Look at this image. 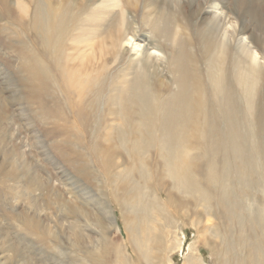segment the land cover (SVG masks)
<instances>
[{
	"label": "rangeland",
	"instance_id": "rangeland-1",
	"mask_svg": "<svg viewBox=\"0 0 264 264\" xmlns=\"http://www.w3.org/2000/svg\"><path fill=\"white\" fill-rule=\"evenodd\" d=\"M137 74L153 120L121 97ZM224 77L235 127L214 86ZM7 158L31 173L16 180ZM263 207L264 0H0V241L27 251L20 264H264Z\"/></svg>",
	"mask_w": 264,
	"mask_h": 264
},
{
	"label": "bare ground",
	"instance_id": "bare-ground-1",
	"mask_svg": "<svg viewBox=\"0 0 264 264\" xmlns=\"http://www.w3.org/2000/svg\"><path fill=\"white\" fill-rule=\"evenodd\" d=\"M214 25V24H213ZM211 27V26H210ZM213 27V26H212ZM210 29V28H209ZM213 29H211L210 31H212ZM217 30V29H216ZM210 31H208L209 33H210ZM224 31V30H223ZM207 32V33H208ZM213 33L215 34V32L213 31ZM217 33V32H216ZM225 33H226V31H225ZM212 34V33H211ZM214 34L212 35L213 36V38H214ZM210 35V34H209ZM227 36V35H226ZM228 41V40H227ZM211 42V41H210ZM212 43V42H211ZM210 44V43H209ZM213 44V43H212ZM212 44H211V46H212ZM136 47L138 48V47H140V45L138 44V43H136ZM226 47V46H225ZM148 48V47H147ZM212 48V47H211ZM155 49V48H154ZM226 49V48H225ZM139 50V49H138ZM137 50V51H138ZM146 50V49H145ZM150 50V49H149ZM212 50V49H211ZM147 51H148V49H147ZM208 51H209V49H208ZM211 52V51H210ZM212 52H214L213 50H212ZM245 52V51H244ZM142 53H143V50H142ZM145 53H147V52H144V57H145ZM148 53H150V52H148ZM246 53V52H245ZM255 53H253V55H254ZM139 56H140V54H138ZM147 55V54H146ZM152 55V54H151ZM218 55V54H217ZM216 55V56H217ZM236 55V54H235ZM237 55H239V54H237ZM252 55V56H253ZM258 55V54H257ZM214 56H215V53H214ZM215 56V57H216ZM136 57V56H135ZM158 57V56H157ZM215 57H213V59H210L209 60V66H210V71H214L215 72V70H213L214 69V59H216ZM141 58V57H140ZM147 58V57H146ZM193 58H195V57H193ZM212 58V57H211ZM217 58H219V57H217ZM251 58H253V57H251ZM259 58V57H258ZM132 59V60H131ZM130 60L131 61H136V60H134L133 58H131ZM144 59V58H143ZM239 59V58H238ZM142 60V59H141ZM146 61H148L149 62V60H147V59H145ZM218 60V59H217ZM254 60V59H253ZM216 61V60H215ZM223 61V60H222ZM254 61H256V60H254ZM137 62H139V58H138V61ZM147 62V63H148ZM130 63V62H129ZM146 63V62H145ZM144 63V64H145ZM151 63V62H150ZM223 63V62H222ZM236 63V62H235ZM237 63H238V60H237ZM241 63V62H240ZM239 63V64H240ZM105 64V63H104ZM103 64V65H104ZM132 63H130L129 64V66L131 65ZM137 64V63H136ZM142 64V63H141ZM153 64V63H152ZM216 64V63H215ZM222 65V64H221ZM224 65V64H223ZM229 65V64H228ZM237 65V64H236ZM139 66V65H138ZM141 66V65H140ZM153 66V65H152ZM238 66V65H237ZM240 66V65H239ZM106 67V66H105ZM131 68H132V66H130ZM141 67H143V66H141ZM145 67V66H144ZM144 67L142 68V69H144ZM229 67V66H228ZM135 67H133V69H134ZM222 68V67H221ZM239 68V67H238ZM254 68V67H253ZM100 69V68H99ZM125 70V69H124ZM146 69H144V70H142L143 72L145 71ZM155 70H156V66H155ZM226 70H228V69H226ZM229 70H230V68H229ZM241 70H242V68H241ZM252 70V69H251ZM250 70V71H251ZM92 71V70H91ZM98 71V70H97ZM120 71H122V70H120ZM127 71V70H126ZM129 71V70H128ZM141 71V72H142ZM218 72H219V70H217ZM234 71H235V69H234ZM243 71V70H242ZM242 71H239V73H238V75H240L241 73H242ZM249 71V70H248ZM248 71L246 72V73H248ZM93 72V71H92ZM119 72V71H118ZM130 73L132 72V71H129ZM158 71L156 70V72H155V74L157 73ZM192 72L193 73H195L193 70H192ZM190 73V74H193V73ZM232 72V71H231ZM236 72V71H235ZM121 73V72H120ZM147 72H145L144 74H146ZM212 73V75L214 74V75H216V73L217 72H215V73H213V72H211ZM226 73H228V72H225L224 74H225V76H226ZM119 74V73H118ZM117 74V75H118ZM125 74H126V72H125ZM148 74V73H147ZM158 74V73H157ZM198 74V73H197ZM200 74V73H199ZM235 73L233 72V76H236V75H234ZM120 75V74H119ZM122 75V74H121ZM138 76H136L137 77V79H135L134 81L135 82H137V83H131L130 84V86H128V87H131V89L130 90H125L124 92H123V94L121 95V97L123 98V99H126V100H132V96H137V99L138 100H140L141 101V103H143L142 105H143V108L144 109H146L145 108V106H144V104L145 105H147V110H146V113H148L149 115H151L152 116V120H153V110L155 109H153V107L151 106V105H149V102H148V94H147V92H146V89H144V88H142V86H141V84L140 83H142L141 82V80H142V74L139 76V74H137ZM160 74H158V76H159ZM193 75H195V74H193ZM201 75V74H200ZM214 75H213V80L214 81H216V82H219V80L217 79V78H215L214 79ZM230 75H232V74H230L229 73V76ZM249 75H250V73H249ZM128 76V75H127ZM208 76V75H207ZM119 77V76H118ZM132 77V76H131ZM139 77V78H138ZM171 77V76H170ZM192 77V76H191ZM196 77V76H195ZM121 78H122V76H121ZM119 79V82H120V80H122V79ZM147 78H149V77H147ZM190 78V77H189ZM197 78L198 77H196V78H194L195 80V82H196V80H197ZM212 78V77H211ZM153 79V78H152ZM154 79H155V77H154ZM208 79V78H207ZM236 79V78H235ZM124 80V79H123ZM123 80H122V83H123ZM138 80V81H137ZM146 80H148V79H145V81ZM162 80H163V78H162ZM167 80V79H166ZM165 80V81H166ZM168 80H172L171 78L170 79H168ZM190 80V79H189ZM212 80V79H211ZM229 80H231V78L229 79ZM163 82V81H162ZM213 82V81H212ZM153 83H155V82H153ZM165 83H168V82H165ZM165 83H164V85H165ZM194 83V82H193ZM238 83V82H237ZM236 83V84H237ZM119 84V83H118ZM124 84V83H123ZM133 84V85H132ZM136 84V85H135ZM195 84V83H194ZM199 85L200 83H198V81L196 82V85ZM214 84V83H213ZM239 84V83H238ZM237 84V85H238ZM143 85V84H142ZM168 84H166L164 87H166ZM171 85V84H170ZM197 85V86H198ZM115 86V85H114ZM141 86V87H140ZM194 86V85H193ZM214 86H215V88H216V90H217V92H218V94H219V97L221 96V98H219L220 100L219 101H221V102H223L224 101V99H225V101H226V108H227V111L224 113L225 115H228V117L230 118L229 120L231 121V124L235 127L236 126V120H235V117H234V112H235V114H236V112L238 111H236V109H234L235 107H236V105H237V103H238V101H237V99H236V97L237 96H235V94L237 93L236 92V89H235V86H234V83H232V81H230V83H228L227 82V84H226V79H225V77H224V79L222 78L221 79V82L220 83H218V86H216L215 84H214ZM111 87H113V86H111ZM121 87V86H120ZM86 88V87H85ZM116 88V87H115ZM161 88H163V84H162V87ZM160 88V89H161ZM176 88V87H175ZM168 89V88H167ZM166 89V90H167ZM193 90H194V88H192ZM206 89V88H205ZM84 90V89H83ZM90 90V89H89ZM135 90H137L136 91V94L135 93H133V92H135ZM154 90V89H153ZM215 90V91H216ZM196 91H197V89H196ZM89 92V91H88ZM193 92H195V91H193ZM203 92V91H202ZM221 92H222V94H221ZM83 93V92H82ZM81 93V94H82ZM164 93H165V91H164ZM214 93V92H213ZM223 93L226 95V96H224L223 95ZM205 94H206V92H205ZM238 94V93H237ZM83 95V94H82ZM187 95V94H186ZM192 95H194L193 93H192ZM195 95L197 96V94L195 93ZM200 95V94H199ZM89 96V95H88ZM87 96V97H88ZM138 96H139V98H138ZM187 96H189V94L187 95ZM216 97V96H215ZM99 98V97H98ZM195 98V97H194ZM136 99V100H137ZM160 99V98H159ZM193 99V98H192ZM196 99V101L195 100H193L195 103H194V105L195 106H197V116L199 117V115H201V114H204L205 115V112H207V111H209V104H208V102L204 99V96H199L198 98L196 97L195 98ZM218 99V98H217ZM104 100V99H103ZM164 100V99H163ZM215 100H216V98H215ZM214 100V101H215ZM243 100H244V98H243ZM246 100V99H245ZM94 101V100H93ZM192 100H191V97H189L188 98V100L186 101V103L187 104H189V103H191V102H193ZM158 102H159V100H158ZM245 102V101H244ZM115 103V102H114ZM119 103H120V101H119ZM118 103V104H119ZM217 103V102H216ZM242 103V102H241ZM246 103L247 104H249V105H247L248 106V108H250V102L247 100L246 101ZM121 104V103H120ZM119 104V105H120ZM133 104V103H132ZM152 104H153V102H152ZM227 105H228V107H227ZM157 106H160L159 105V103L157 104ZM219 106H221V104H219ZM244 106V105H243ZM178 107V106H177ZM192 107L194 108V106L192 105ZM120 108V107H119ZM122 108V107H121ZM158 108V107H157ZM239 108V107H238ZM131 109V108H130ZM190 109V108H189ZM221 109V108H220ZM191 110V109H190ZM218 110H219V108H218ZM226 110V109H225ZM235 110V111H234ZM241 110V109H240ZM250 111V110H249ZM176 112V111H175ZM241 112V111H240ZM239 112V113H240ZM144 113V112H143ZM222 113V112H221ZM220 113V114H221ZM123 114V113H122ZM192 114V113H191ZM195 113L193 112V115H194ZM143 115V114H142ZM158 115V114H157ZM123 116V115H122ZM144 116V115H143ZM247 116H248V114H247ZM107 117V116H106ZM112 117V116H111ZM118 117V116H117ZM157 117H159V115L157 116ZM177 117V116H176ZM176 117H175V119H176ZM197 117V118H198ZM205 117V116H204ZM250 117V116H249ZM178 118V117H177ZM219 118V117H218ZM245 118V117H244ZM243 118V119H244ZM106 119V118H105ZM112 119V118H111ZM132 119V118H131ZM150 119V118H149ZM156 119H158V118H156ZM156 119L154 120L155 122H152V124L153 123H156ZM199 119V118H198ZM198 119H196V120H198ZM201 119V118H200ZM241 120H242V117L240 118ZM246 119V118H245ZM250 119V118H249ZM249 119H248V121H249ZM114 120V119H113ZM239 120V119H238ZM237 120V121H238ZM116 120H114V122H115ZM126 121V120H125ZM218 121V120H217ZM128 122H130L129 124L131 125V121H128ZM136 122V121H135ZM147 122H149V120L147 121ZM190 122H191V118H190ZM220 122V121H219ZM239 123H240V121H238ZM101 123V122H100ZM116 123V122H115ZM115 123H112V124H115ZM125 123V122H124ZM124 123H119L118 125H117V127H116V129L119 131V133H117L116 135L120 138H122V141H123V146H121V148H124V151H125V135L126 136H128L126 133H125V126L127 127V124L125 125ZM184 123V122H183ZM192 123H193V121H192ZM197 123H199V122H197ZM196 123V124H197ZM227 123H228V121H227ZM230 123V122H229ZM190 124V123H189ZM102 125V124H101ZM101 125H100V127H101ZM107 125V124H106ZM156 125H158V124H156ZM156 125H154L153 124V126L152 125H147V124H145V122H141V123H139V125L137 126V128H135V127H133V131H138L139 130V133H140V131H142V133H143V130H145V131H147V132H152L153 130H154V126H156ZM193 125V124H192ZM192 125L190 124L189 126H191V130L193 131V128H192ZM228 125V124H227ZM110 126H111V124H110ZM152 126V127H151ZM194 126V125H193ZM198 126V125H197ZM202 126V125H201ZM223 126V125H222ZM229 126V125H228ZM105 127V126H104ZM132 127V126H131ZM199 127V126H198ZM114 128V127H113ZM129 128V127H128ZM183 128V127H182ZM184 128H185V126H184ZM183 128V129H184ZM226 128V127H225ZM241 128V127H240ZM155 129H157V126L155 127ZM222 129H224V128H222ZM104 130V129H103ZM112 130V129H111ZM129 130V129H128ZM131 130V129H130ZM190 130V129H189ZM189 130H188V132H189ZM198 130V129H197ZM211 130V129H210ZM156 131V130H155ZM184 131V130H183ZM191 131V132H192ZM203 131H204V129H203ZM206 131H207V129H206ZM224 131V130H223ZM249 131V130H248ZM107 132H109V131H107ZM113 132H114V134H115V131L113 130ZM146 132V133H147ZM130 134H131V132H129ZM142 133H141V136H142ZM202 133V132H201ZM249 133V132H248ZM250 133H251V131H250ZM249 133V134H250ZM122 136H121V135ZM158 134V133H157ZM235 134H237V133H235ZM133 135H135V133L133 134ZM184 135V134H183ZM191 135H192V133H191ZM251 135V134H250ZM249 135V136H250ZM136 136H137V134H136ZM140 136V137H141ZM149 136V135H148ZM187 136L189 137L190 136V134L188 135L187 134ZM258 136V135H257ZM114 137V136H113ZM112 137V138H113ZM117 137V138H118ZM130 136H128V138H129ZM154 137V136H153ZM152 137V138H153ZM182 137H184V136H182ZM237 137V136H236ZM251 137V136H250ZM255 137V136H254ZM138 138V137H137ZM144 137L142 136V139L141 140H143V141H149L150 139H143ZM145 138H147V137H145ZM191 138V136L188 138V140ZM238 138V137H237ZM131 138H129V140H130ZM140 139V138H139ZM113 140H114V138H113ZM191 140V139H190ZM190 140L187 142V146L190 144L191 145V143L193 142H190ZM227 140V139H226ZM236 140V139H235ZM109 141V140H108ZM111 141V140H110ZM153 141V140H152ZM179 141H181V140H179ZM155 142H156V140H155ZM253 142H255V141H253ZM108 144H110L109 142H107ZM115 143V142H114ZM122 143V142H121ZM129 143H131V141H129ZM183 143V142H182ZM230 143H232L231 141H230ZM243 143V142H242ZM244 143H247L246 142V140L244 141ZM145 144V143H144ZM156 144V143H155ZM180 144H181V142H180ZM249 144H251V142L249 143ZM254 144H256V143H254ZM115 145H117V144H115ZM114 145V146H115ZM157 145V144H156ZM179 145V144H178ZM237 145V144H236ZM238 145H240V144H238ZM111 146V145H110ZM162 146L164 147V149L165 150H167L168 152V154H169V156L167 157V158H170V159H166L167 160V166H168V169H169V172H171V174H172V176L176 179V175H174L173 173H172V168H173V166H172V164H171V161H173L172 160V158H173V149H171L170 148V145L168 146V144L165 142V144L164 143H162ZM196 145H194V147H195ZM231 146V145H230ZM118 147V146H117ZM120 147V146H119ZM118 147V148H119ZM138 147V146H137ZM185 147H186V145H185ZM116 148V147H115ZM118 148H116V150L118 149ZM120 148V149H121ZM128 148H129V146H128ZM190 148V147H189ZM244 148V147H243ZM156 149H157V147H156ZM197 149V148H196ZM154 150V149H153ZM178 150V149H177ZM193 150V149H192ZM130 151H132V150H130ZM190 151V150H189ZM234 151V150H233ZM150 152V148H149V151L147 152V154ZM154 152V151H153ZM152 152V153H153ZM192 151H190V153H191ZM126 153V152H125ZM176 153H177V151H176ZM185 153H187V149H186V152ZM237 153V152H236ZM133 154H135L134 152L132 153V155ZM192 154H194V153H192ZM191 154V155H192ZM196 154H198L197 153V151H196ZM127 155V154H126ZM130 156H129V158L131 157V154H129ZM152 155H154V153L152 154ZM236 155V154H235ZM245 155V154H244ZM134 156V155H133ZM179 156V155H178ZM186 156V155H185ZM201 156V155H200ZM246 156V155H245ZM120 157V156H119ZM145 157H147V156H145ZM150 158H149V161H151V156H149ZM153 157V156H152ZM165 157H166V155H165ZM181 157V158H180ZM179 158L180 159H182V156H180ZM183 157H184V155H183ZM189 157H190V154H189ZM240 157V156H239ZM134 159H135V157H133ZM156 158V157H155ZM184 158H187V157H184ZM192 159H193V157H191ZM190 158V160H192ZM236 158H237V156H236ZM122 159V158H121ZM120 159V160H121ZM131 159V158H130ZM134 159H133V161H134ZM145 159V158H144ZM147 159V158H146ZM145 159V160H146ZM119 160V161H120ZM186 159H184V160H180L181 162L182 161H185ZM189 160V161H190ZM240 160H242V159H240ZM252 160V159H251ZM12 160H11V158H7L6 159V162H7V164L8 163H10ZM27 161V160H26ZM148 161V162H149ZM179 161V160H178ZM188 160H187V165H189L188 164V162H189ZM258 161V160H257ZM117 162H118V160H117ZM124 162V161H123ZM122 162V163H123ZM147 162V161H146ZM152 162V161H151ZM154 162V161H153ZM157 162H159V161H157ZM242 162V161H241ZM254 162V161H253ZM136 163V162H135ZM135 163H134V165H135ZM139 163H141V162H139ZM180 163V162H179ZM178 163V164H179ZM184 164H185V162H183ZM182 163V164H183ZM116 164V163H115ZM118 164V163H117ZM150 163H148V165H149ZM154 164V163H153ZM157 164V163H156ZM192 164V163H191ZM11 165H13L15 168H17V169H22V173H20L18 176L16 175V177H18V178H16V180H22V178L25 176V175H29L31 172H30V169H29V167H27V166H25V165H20V164H18V163H16V162H14V161H12L11 162ZM120 165V164H119ZM118 165V166H119ZM139 165V164H138ZM152 165V164H151ZM186 165V164H185ZM237 165H239V164H237ZM236 165V166H237ZM7 166V165H6ZM143 166V165H142ZM150 166V165H149ZM154 166V165H153ZM180 166V165H179ZM183 166V168H184V165H182ZM193 166V165H192ZM116 167H117V165H116ZM157 167H158V165H157ZM190 167V166H189ZM188 167V168H189ZM140 168V167H139ZM148 168V167H147ZM151 168H153V167H151ZM150 168V169H151ZM239 168V167H238ZM138 169V168H137ZM179 169V168H178ZM186 169V168H185ZM153 170V169H152ZM180 170V169H179ZM178 170V171H179ZM187 170V169H186ZM246 170H248V169H246ZM125 171V170H124ZM154 171V170H153ZM178 171H177V173H178ZM126 172H128V171H126ZM133 172H134V170H133ZM142 173H143V171H141ZM146 172H148V171H146ZM122 173V172H121ZM185 173V172H184ZM188 173V171L186 172V174ZM16 174V173H15ZM123 174V173H122ZM130 174V173H129ZM128 174V175H129ZM139 174V173H138ZM149 174V176H150V173H148ZM153 174V173H152ZM185 174V175H186ZM188 175V174H187ZM190 175V174H189ZM188 175V176H189ZM194 175V174H193ZM127 176V175H126ZM125 176V177H126ZM143 176V175H142ZM148 175H147V177H149ZM238 176V175H237ZM249 176H250V174H249ZM144 177V176H143ZM160 177V176H159ZM183 176H181V178H182ZM240 177H241V175H240ZM117 178V177H116ZM134 178H135V176H134ZM244 178V177H243ZM147 179H149V178H147ZM151 179V178H150ZM159 179V178H158ZM158 179H157V181H158ZM164 179V178H163ZM262 179V178H261ZM135 181V180H134ZM140 181V180H139ZM151 181V180H150ZM149 180H148V182H150ZM153 181V180H152ZM263 181V180H262ZM23 182H24V180H23ZM34 182H36V181H34ZM136 182V181H135ZM147 182V183H148ZM162 182V181H161ZM188 182V181H187ZM41 183V182H40ZM137 183V182H136ZM143 183V182H142ZM141 183V184H142ZM150 183H153V182H150ZM132 184V183H131ZM140 184V185H141ZM144 184V183H143ZM181 184V183H180ZM185 184V183H184ZM190 184V182L188 183V185ZM133 185V184H132ZM153 185V184H152ZM156 185V184H155ZM174 185H176V184H174ZM128 186V185H127ZM158 186V185H157ZM159 186H161V185H159ZM158 186V187H159ZM179 186V185H178ZM201 186V185H200ZM140 187V186H139ZM139 187L138 188H136L135 190H141L142 188H140L139 189ZM144 187H145V189H146V186L144 185ZM153 187V186H152ZM177 187V186H176ZM185 187V186H184ZM154 188V187H153ZM169 188V187H168ZM182 188V187H181ZM188 188V187H187ZM248 188V187H247ZM260 188H261V186H260ZM190 189H191V187H190ZM119 190V189H118ZM144 190V189H143ZM169 190V189H168ZM117 191V190H116ZM125 191V190H124ZM133 191V190H132ZM145 191V190H144ZM143 191V192H144ZM161 191V190H160ZM253 191H254V189H253ZM260 191V190H259ZM120 192V191H119ZM129 192H131V190L129 191L128 190V193ZM155 192V191H154ZM245 192V191H244ZM136 193H138V192H136ZM144 193H146V192H144ZM156 193V192H155ZM127 194V193H126ZM166 194H168V193H166ZM128 195V194H127ZM142 195V194H141ZM140 194H139V196H141ZM170 195V194H169ZM169 195H168V199H169ZM134 196H135V194H134ZM171 196V195H170ZM131 198L130 196H127V198ZM136 198H137V196H135ZM132 198H134V197H132ZM142 198H143V196H142ZM255 198V197H254ZM253 198V199H254ZM138 199V198H137ZM159 199V198H158ZM171 199V198H170ZM139 200V204L137 203H134L133 202V204L132 205H134V204H136V205H141L142 206V203L140 202V199H138ZM144 200V199H143ZM241 200V199H240ZM129 201V200H128ZM137 201V200H136ZM156 201V200H155ZM143 202V201H142ZM148 202V201H147ZM249 201L247 200V203H248ZM97 203H98V205L101 207V208H103V210L106 212V213H108L109 214V211H108V208H107V205H106V203L103 201V200H98L97 201ZM132 203V202H131ZM243 203V202H242ZM156 204V203H155ZM255 205H256V203H254ZM145 205V204H144ZM254 205V206H255ZM246 206V205H245ZM140 207V206H139ZM154 207V206H153ZM249 207V206H248ZM248 207H247V209H248ZM264 208V207H263ZM139 209V208H138ZM155 209V208H154ZM147 210V209H146ZM149 210V209H148ZM147 210V211H148ZM249 210H250V208H249ZM253 210V209H252ZM263 210V209H262ZM133 211H134V207H133ZM25 212V211H24ZM27 212V211H26ZM135 212H136V210H135ZM168 212V211H167ZM252 212V211H251ZM250 212V213H251ZM29 213V212H28ZM252 214V213H251ZM40 215V214H39ZM252 217V216H251ZM18 218V217H17ZM18 221H21V220H18ZM112 221H113V219H112ZM9 225V224H8ZM9 226H11V225H9ZM41 226V224H39L37 227L39 228ZM58 226V225H57ZM27 227V226H26ZM2 231H3V229H1ZM22 232V231H21ZM25 232V231H24ZM30 232H31V230H30ZM1 234H2V232H1ZM28 234V233H27ZM18 236V235H17ZM16 236V237H17ZM58 236H59V234H58ZM58 236H57V238H58ZM4 237V236H3ZM7 237H8V241L6 240V241H3V242H1L0 241V264H20L21 262H24L25 261V253L27 252H25V253H23V250H21V248H20V250L18 249L17 250V248H15L16 246H15V244H12L13 242L10 240V238H9V234H7ZM13 237V236H12ZM11 237V238H12ZM15 237V238H16ZM29 237V236H28ZM158 237H160V236H158ZM27 238V237H26ZM61 238V237H60ZM59 238V239H60ZM3 240H4V238H3ZM144 243H146V241L144 242ZM74 244V243H73ZM78 246V245H77ZM190 248H188V250H189ZM191 249H192V246H191ZM25 251V250H24ZM14 256H13V255ZM195 254V253H194ZM12 255V256H11ZM27 255V254H26ZM143 255H144V257L145 258H147L148 256H147V253H144L143 252ZM188 256V255H187ZM190 258H191V256H189V260H190ZM29 259V258H28ZM124 260H126V259H124ZM194 260V259H193ZM124 263V262H123ZM126 264V263H125Z\"/></svg>",
	"mask_w": 264,
	"mask_h": 264
}]
</instances>
